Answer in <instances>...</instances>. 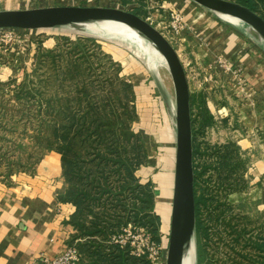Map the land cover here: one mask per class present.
<instances>
[{
  "label": "rangeland",
  "instance_id": "obj_1",
  "mask_svg": "<svg viewBox=\"0 0 264 264\" xmlns=\"http://www.w3.org/2000/svg\"><path fill=\"white\" fill-rule=\"evenodd\" d=\"M184 1L180 8L170 5L172 0H63L53 6H108L133 11L153 21L168 36L188 74L192 78V71L197 74L195 113L202 109L210 117L199 139L202 149L206 144L229 146L237 155L235 170L225 187L219 184L214 169H208L204 177L211 176L209 191L230 210L215 211L213 215L212 208H203L201 219L211 230L204 235L196 226L189 241L190 260L192 264H262L264 249L259 250L258 243H264V200L249 198L244 192L256 186L255 181H262L258 162L264 153V69L247 59L245 68L241 60L254 56L256 45L264 41L251 35L239 20L192 0ZM174 7L184 21L179 31L167 28L173 19L166 17ZM94 31L92 26L79 24L25 29L14 34L0 30V178L9 179L17 174L11 175L10 171L23 168L20 164L29 166L41 156L39 164L48 151H58L63 144L52 140L48 148L46 138L54 139L52 125L67 115L68 105L83 109L82 105L107 99L118 115L129 112L132 130L143 135L146 163L136 173L144 182L151 181L155 192L152 213L160 217V243L154 240L150 222L135 229L123 226L120 241L124 245L131 241L133 252L148 255L153 264H167L177 147L173 78L166 60L150 59L145 38L141 45H134L119 36ZM206 57L211 59L209 66ZM76 63L81 66L79 74L71 69ZM207 83L209 90H204ZM84 88H88V94H82ZM212 94L217 95L219 107H226L222 114L214 104L209 107ZM83 148L85 156L89 142ZM32 151V160H26ZM215 159L209 154L197 157L199 165ZM114 183L119 185L116 178ZM131 204L132 200L127 207ZM117 208L107 212L114 216L123 213L124 209ZM95 211L103 213V207L96 206ZM87 239H75L69 246L80 252L79 244ZM83 260L89 264L91 258L83 254Z\"/></svg>",
  "mask_w": 264,
  "mask_h": 264
},
{
  "label": "trees",
  "instance_id": "obj_2",
  "mask_svg": "<svg viewBox=\"0 0 264 264\" xmlns=\"http://www.w3.org/2000/svg\"><path fill=\"white\" fill-rule=\"evenodd\" d=\"M234 1L264 16V0ZM80 67V64L76 63L71 69L79 74ZM121 85L128 87L126 83ZM88 92V88H84L82 94ZM195 97H192V119L196 174V226L199 230H203L205 235L209 234L208 230L211 228H208L205 220L201 219L203 208H212L213 215L215 211L226 212L225 210L230 208L225 203L219 204L217 194L209 191L211 176L206 179L204 177L208 169H214L219 184L225 187V181L231 178L235 170L234 160L237 159V155L235 151H230L229 146L206 144V149H202L204 147L199 139L205 134L210 124V117L202 109L198 114L195 113ZM103 101L105 102L82 105L83 109H74L72 105L64 107L67 115L60 118L57 124L52 125L51 133L54 139L49 136L46 138L48 148L52 145V140L57 139L56 141L59 142L57 144H63L58 148V152L62 155L65 178L70 183L66 198L76 206L72 224L77 233L72 237L71 244L75 239L88 238L84 243L79 244L82 255L80 264H87L83 260V254H88L91 258L89 264H153L148 255H138L133 252L131 241L125 245L120 241L123 226L131 225L135 229L137 226L146 227L150 222L154 226L152 230L154 240L160 243V217L152 213L155 203L153 186L151 181L144 182L136 173L146 163L143 135L132 130L129 112L121 113L122 116L118 115L114 111L115 105L110 104L107 99ZM36 139L37 137L33 136V141ZM86 142H89L90 148L84 156L83 146ZM33 153L34 151L25 159L32 160ZM205 154L216 159L199 165L197 157H203ZM40 157H37L34 163L32 160L29 166L26 163L20 164L23 168L10 171V174L32 172L30 170L36 168ZM226 172L229 174L226 175ZM114 178L119 185L114 183ZM199 186L202 193L198 189ZM130 200L132 204L127 207ZM99 205L103 207V213L95 211V207ZM114 207H118L117 211L120 208L124 209L123 213L126 215L119 212H116L115 216L109 215L107 210ZM258 249L263 251L264 243L259 242Z\"/></svg>",
  "mask_w": 264,
  "mask_h": 264
},
{
  "label": "water",
  "instance_id": "obj_3",
  "mask_svg": "<svg viewBox=\"0 0 264 264\" xmlns=\"http://www.w3.org/2000/svg\"><path fill=\"white\" fill-rule=\"evenodd\" d=\"M222 15L232 16L254 27L263 37L264 16L234 0H192ZM80 20L98 24L116 23L138 31L143 38L154 42L161 51L171 72L176 92V164L172 206V224L167 264H182V248L195 233L196 174L194 165V135L192 93L188 73L177 49L148 19L117 7L56 5L33 9L0 11V30L46 29Z\"/></svg>",
  "mask_w": 264,
  "mask_h": 264
},
{
  "label": "crops",
  "instance_id": "obj_4",
  "mask_svg": "<svg viewBox=\"0 0 264 264\" xmlns=\"http://www.w3.org/2000/svg\"><path fill=\"white\" fill-rule=\"evenodd\" d=\"M54 2L62 3L63 0H0V11L48 7L55 5ZM183 2L172 0L178 8ZM186 6L191 10V5L187 3ZM255 53L242 59V66L248 68L249 60L260 63L264 69V44L256 45ZM206 59L209 66L211 59ZM189 80L193 97L196 91L191 75ZM208 86L207 83L204 90H209ZM212 98L218 102L217 95L212 94ZM258 168L262 181H255L256 186L244 194L264 200V153ZM69 188L62 155L56 149L44 155L35 171L14 174L9 179L0 178V264H37L41 253L53 257L65 251L76 233L72 224L76 206L66 198Z\"/></svg>",
  "mask_w": 264,
  "mask_h": 264
},
{
  "label": "bare ground",
  "instance_id": "obj_5",
  "mask_svg": "<svg viewBox=\"0 0 264 264\" xmlns=\"http://www.w3.org/2000/svg\"><path fill=\"white\" fill-rule=\"evenodd\" d=\"M224 16L236 19V18H234L232 16H228V15H224ZM236 20H238V19H236ZM70 24H79V25L92 26L94 28V30L96 32L100 33V34L119 36L122 40L129 41L131 44H134V45L135 44L141 45V41H142V39H144L142 37V35L138 31H136L135 29H132V28H130L128 26L121 25V24L106 23L102 27L98 23H94V22H91V21H80V20H75V21L68 22L67 25H70ZM245 26L247 27V30H248V32L251 35H253L257 39L263 41L262 35L254 27H252V26L249 27V25L247 26V24H245ZM126 44H127V42H126ZM145 50H146V53L150 55V59H158L159 58L161 61L165 60L163 55H162V53H161V51L154 44V42L149 40ZM141 54H142V52H141ZM189 241L190 240L187 239L185 244H184V246H183V248H182V255H181L182 264H192V262L190 260V245H189Z\"/></svg>",
  "mask_w": 264,
  "mask_h": 264
},
{
  "label": "built area",
  "instance_id": "obj_6",
  "mask_svg": "<svg viewBox=\"0 0 264 264\" xmlns=\"http://www.w3.org/2000/svg\"><path fill=\"white\" fill-rule=\"evenodd\" d=\"M169 4L173 5L171 3H169ZM164 7H165V5H163V8ZM169 17H171L173 19V22H171L170 27H167V28H169V31H170V28L172 30H176V31H179L180 30L179 28L182 29V27H183L182 24L184 23V21H183V18L181 17V14L178 13L177 8L174 7V9H172V11H170V13H168L166 20H167V18L169 19ZM151 23L153 24V21H151ZM1 30L4 33L14 34V33L20 32V31L25 30V29L9 28V29H5V30L4 29H1ZM164 35L166 37H168L166 34H164ZM227 68L230 69L229 66ZM187 73H188V71H187ZM192 74H193L192 79H194V80L197 79V77H196L197 74L194 73V71H192ZM210 75H211V73H210ZM188 77L190 78V74H188ZM189 82H190V80H189ZM208 103H209L210 108H212L211 104H214L215 108L216 109L218 108V110L221 114L223 111H226V107H219V104H218L219 102L215 101L213 98L211 100H208ZM213 114H215V113L213 112ZM223 116H225V115H223ZM138 255H142V254L138 253ZM80 261H81V255H80L79 250L72 247V246H67L65 251L62 254H59V255H56L53 257L47 255L46 253H41L37 259V264H80Z\"/></svg>",
  "mask_w": 264,
  "mask_h": 264
}]
</instances>
